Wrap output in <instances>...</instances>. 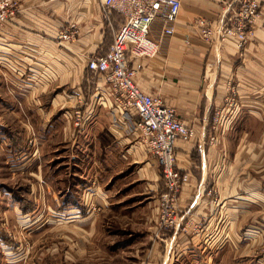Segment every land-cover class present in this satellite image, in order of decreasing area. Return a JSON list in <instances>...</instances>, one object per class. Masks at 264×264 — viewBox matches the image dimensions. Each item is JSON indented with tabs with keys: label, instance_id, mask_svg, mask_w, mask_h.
Returning a JSON list of instances; mask_svg holds the SVG:
<instances>
[{
	"label": "crops",
	"instance_id": "crops-1",
	"mask_svg": "<svg viewBox=\"0 0 264 264\" xmlns=\"http://www.w3.org/2000/svg\"><path fill=\"white\" fill-rule=\"evenodd\" d=\"M179 1L167 49L131 61L139 89L163 99L195 132L191 142L175 144L176 167L189 183L178 196L177 225L157 240V200L165 192L160 167L135 131L137 114L117 107L103 79L86 67L108 50L122 16L105 18L99 0H18V12L0 28V150L20 174L49 177L45 204L62 228L81 235V244L67 250L73 258L89 255L91 224L111 213L125 227L116 233L121 240L97 249L104 264L118 256L123 264H247L252 248L264 244V23L238 50L234 38L204 41L192 26L199 19L214 29L228 26L231 0ZM70 26L76 39L61 43L58 33ZM230 88L234 113L224 107ZM74 107L84 113L80 128L72 125ZM238 124L245 126L241 134L232 130ZM58 158L67 159V177L53 165ZM57 180L65 184L53 188ZM39 204L43 199L19 198L18 211L34 217ZM96 204L97 217L89 209Z\"/></svg>",
	"mask_w": 264,
	"mask_h": 264
},
{
	"label": "built area",
	"instance_id": "built-area-1",
	"mask_svg": "<svg viewBox=\"0 0 264 264\" xmlns=\"http://www.w3.org/2000/svg\"><path fill=\"white\" fill-rule=\"evenodd\" d=\"M54 1V0H52ZM18 0H0V26L10 21L18 12ZM102 14L107 18L112 12L122 16L123 24L115 32L108 50L99 56L87 60V69L97 78H102L114 103L122 111L133 110L138 121L141 144L155 159L160 167L165 192L158 196L157 223L155 239L160 232L173 229L179 219L177 206L182 188L189 183V175L182 174L176 167L175 144L177 141L191 142L195 138L194 129L176 117L175 110L166 105L159 96L144 93L136 85V71L131 61L152 59L167 49L175 34L177 16L181 7L179 0H100ZM234 5L228 26L214 29L203 19L196 20L198 36L204 41H211L215 35L220 38L232 37L238 50L253 35L258 22L264 23V6L257 0H231ZM77 37L74 26L58 33L61 43H71ZM235 91L230 88L227 105L234 104ZM236 103V102H235ZM223 110H215L212 129L218 126ZM84 113L80 108H73L71 119L75 128H80ZM87 119V118H86ZM215 142L212 136L209 143Z\"/></svg>",
	"mask_w": 264,
	"mask_h": 264
},
{
	"label": "rangeland",
	"instance_id": "rangeland-1",
	"mask_svg": "<svg viewBox=\"0 0 264 264\" xmlns=\"http://www.w3.org/2000/svg\"><path fill=\"white\" fill-rule=\"evenodd\" d=\"M15 7H18V5ZM16 13L17 11L15 12V15ZM3 26H0V28ZM224 107L228 110L231 109L234 113L238 105H224ZM2 112L5 113V111L0 110V113ZM1 116L2 115L0 114V117ZM229 126L231 127L232 125L230 124L226 127ZM251 128L254 127L252 126ZM256 128L257 127L254 129ZM232 130L235 134H241L245 130V126L238 124L237 126H234ZM29 144H32V142L29 141ZM57 161L58 162L53 164L54 167H61V173L66 176L67 169L64 165L67 164V159L58 158ZM12 164L13 161L7 163V159L4 157V152L0 150V264H73L75 262L76 264H104L101 261V255L97 252V249H105L106 245L121 240V236L116 238V233L122 232L125 227V223L121 222V217L111 213L109 218L100 217L99 220L94 222V224H91L90 229L96 231V235L90 237L88 244L90 246L89 255L83 256L82 254H79L77 256L75 255L73 258L67 250L71 245L79 246L81 244V235L76 229L68 227L62 228L63 224H60L54 218L55 213L50 212L52 210L50 205L47 203L45 204L44 194L46 192L43 188H45V181H47L48 185L49 177L43 178L41 181L29 178L28 176L30 174H20V169L12 166ZM45 174L46 176L49 174L48 169ZM62 174H59V177H62ZM75 179L76 181L73 182H83L84 180L81 177ZM52 181L49 184L52 185L53 188H55V185L62 186L65 184V180H57V182L54 183H52ZM35 186L37 188H34ZM33 193H35V195H33ZM34 197L43 199L44 204L35 205L33 207L35 208V216L33 217L31 215V217L24 219V213L18 211V200L20 198L25 201V203L30 204ZM89 207L90 211L97 217L100 211L98 205H91ZM58 210L64 211V206ZM126 221L129 223L128 219H126ZM32 225H34L33 227L37 226V228L44 225V228L40 230L33 229V227L26 229V226ZM127 227L129 228V224ZM105 231L109 232V237L107 239H105ZM126 237L128 239V234L124 235V239H126ZM246 239L247 238L245 237V241ZM55 247L58 248L55 255H53L50 250ZM252 250L253 251L250 253L251 256L248 258L249 262H252H247V264H255L258 258L264 256L261 255L264 253V244L262 246H255ZM105 264H123V258L121 259L120 256H118L115 261L111 259Z\"/></svg>",
	"mask_w": 264,
	"mask_h": 264
},
{
	"label": "bare ground",
	"instance_id": "bare-ground-1",
	"mask_svg": "<svg viewBox=\"0 0 264 264\" xmlns=\"http://www.w3.org/2000/svg\"><path fill=\"white\" fill-rule=\"evenodd\" d=\"M224 39H226V38H224Z\"/></svg>",
	"mask_w": 264,
	"mask_h": 264
}]
</instances>
